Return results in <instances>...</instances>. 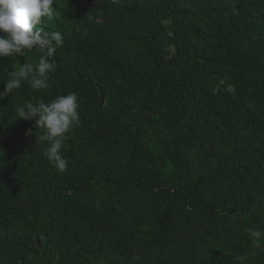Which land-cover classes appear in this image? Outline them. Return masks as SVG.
Returning <instances> with one entry per match:
<instances>
[{
  "label": "trees",
  "instance_id": "obj_1",
  "mask_svg": "<svg viewBox=\"0 0 264 264\" xmlns=\"http://www.w3.org/2000/svg\"><path fill=\"white\" fill-rule=\"evenodd\" d=\"M53 8L47 86L0 99V264H264V0ZM71 92L60 172L17 109Z\"/></svg>",
  "mask_w": 264,
  "mask_h": 264
},
{
  "label": "clouds",
  "instance_id": "obj_2",
  "mask_svg": "<svg viewBox=\"0 0 264 264\" xmlns=\"http://www.w3.org/2000/svg\"><path fill=\"white\" fill-rule=\"evenodd\" d=\"M55 0H0V58L24 55L28 51L40 53L38 63L21 65L18 71L9 73L0 90V99L21 87L27 81L34 90L47 86L49 74L56 64L50 58L62 47L63 38L59 32L45 31L41 25L45 18L54 14ZM79 98L75 92L60 95L50 103L25 102L17 109L18 118L35 120L38 128L44 130L38 136L47 147L44 157L58 171L63 172L68 161L62 155L66 134L80 122ZM31 134V130L29 133ZM253 238H259V230L249 229Z\"/></svg>",
  "mask_w": 264,
  "mask_h": 264
},
{
  "label": "rangeland",
  "instance_id": "obj_3",
  "mask_svg": "<svg viewBox=\"0 0 264 264\" xmlns=\"http://www.w3.org/2000/svg\"><path fill=\"white\" fill-rule=\"evenodd\" d=\"M84 264H88V263H84ZM95 264H98L97 262H95Z\"/></svg>",
  "mask_w": 264,
  "mask_h": 264
}]
</instances>
